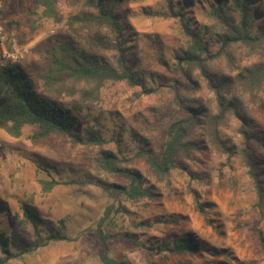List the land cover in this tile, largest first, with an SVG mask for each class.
Segmentation results:
<instances>
[{"label": "rangeland", "instance_id": "1", "mask_svg": "<svg viewBox=\"0 0 264 264\" xmlns=\"http://www.w3.org/2000/svg\"><path fill=\"white\" fill-rule=\"evenodd\" d=\"M5 1L0 26L6 36V50L12 54L24 49L27 53L19 64L41 85L37 76L47 70L46 52L71 37L67 29L69 17L93 14L91 5L98 0H62L57 5L56 18L46 17L42 5L45 0ZM203 1H196L188 8L192 29L206 31L208 28L222 33L209 3ZM108 2L131 29L128 58L145 77L147 86L156 88L157 92L145 95L140 87L111 82L101 89L97 100L85 103V107L102 120L103 137L108 141L103 149L119 157L132 158L129 168L143 176L155 190L151 198L136 202L126 199L118 188L110 187H126L127 183L121 176L108 174L102 168L103 150L99 147L74 143L61 133L35 142L30 138L31 129L26 128L21 138L0 130V201L6 207L5 214L0 216V230L7 234L16 232L23 239L21 248H31L36 232L24 216L23 206L27 205L45 225L50 223L61 235L76 239L52 243L8 264H104L96 232L103 218V231L111 236L108 254L117 264H264L260 241V231L264 235V204L258 206L255 184L239 158L228 159L214 150L208 140L202 139L207 148L205 154L197 155L196 163L184 165H189L193 177L182 168L172 172L169 182L158 184L149 177L145 159L137 154L140 142H149L158 158L169 125L183 115L171 88L177 81L187 83L178 71L175 57L182 56L190 40L184 33L183 23L171 16L166 0ZM3 7L1 2L0 9ZM229 14L233 20L237 19L234 13ZM84 31L82 46L113 60L116 51H107L104 46L111 47L108 42L114 36L100 32L95 26L92 32L86 31L93 38ZM206 34L211 39L209 30ZM210 49L216 52L219 46L212 44ZM236 52L243 67L260 62L259 54L250 49L239 48ZM211 67L226 73L228 69L224 60ZM198 74L195 69L194 77L199 78ZM199 82L200 93L189 90L184 93L210 102L212 95L205 82L202 79ZM80 98L78 93L72 98L64 97L60 103L75 106ZM246 104L249 116L264 132V89L257 101L248 98ZM227 125L226 135L240 146L238 123L231 118ZM130 131L138 134L137 139H133ZM262 152L261 159H264V149ZM261 165L256 166L259 179L264 175ZM53 179L60 184L47 193L43 182ZM190 186L206 205L211 225L196 211ZM184 236L195 237L202 252L159 253L160 245Z\"/></svg>", "mask_w": 264, "mask_h": 264}, {"label": "trees", "instance_id": "2", "mask_svg": "<svg viewBox=\"0 0 264 264\" xmlns=\"http://www.w3.org/2000/svg\"><path fill=\"white\" fill-rule=\"evenodd\" d=\"M0 1L4 4L3 9H0L2 19L7 2ZM61 1L43 2L46 17H57V5ZM166 1L170 4L171 16L183 23L184 33L190 40V45L182 56L175 57L178 71H181L187 83L177 81L171 88L183 115L169 125L167 139L158 158L154 156L150 143L144 140L140 142L138 157L145 159L148 175L156 183L169 182L173 171L182 168L189 172V165H184L196 163L197 155L205 154L204 150L207 148L202 139H206L207 143L214 146V150L227 155L228 159L237 157L243 162L255 184L257 204L261 207L264 204V175L259 179L256 166H264V159H261L264 132L249 116L246 100L249 98L257 101L264 89V0H204L209 3L213 18L222 26V33H214L207 28L211 39L207 38V30L191 27L193 20L188 8H192L196 1L201 3V0ZM91 8L95 10L93 14L83 13L69 17L67 29L71 37L59 41L46 52L47 70L37 76L41 85L19 63L0 68V130L14 138H21L26 128L31 129L30 138L35 142L51 134L61 133L74 143L101 148L102 168L108 174L121 176L127 183L126 187L109 186L118 188L126 199L139 202L143 198H151L154 187L149 186L143 176L129 168L132 158L119 157L103 149L108 141L103 137L102 120L92 111L87 112L85 103L97 100L101 89L111 82H125L132 87H140L145 95L154 94L157 89L147 86L145 77L128 58L131 50L129 44L132 42L129 40L131 29L118 18L116 8L108 0H98L97 3H92ZM229 12L234 13L237 19L233 20ZM94 26L100 32L114 36L108 42L111 47L104 46L107 51H116L117 55L113 60L82 46V32H92ZM87 34L93 38L91 34ZM212 44L219 46L216 52L210 49ZM239 48L250 49L259 54L260 62L247 67L241 66L236 52ZM223 60L228 65L227 73L211 67ZM195 69L199 71V78L194 77ZM199 79L205 82L212 95L210 102L184 93L187 90L194 94L200 93L202 87ZM78 93L81 98L80 102H75V106L60 103L64 97L72 98ZM231 118L238 123L240 146L234 144L233 139L224 131ZM130 132L133 139H137L138 134ZM119 151L121 153L120 148ZM191 172L189 174L193 177ZM59 184V181L53 179L43 182V188L49 193ZM189 192L196 211L211 225L206 205L201 203L198 192L191 186ZM5 212L6 207L0 201V216ZM23 212L35 229V243L31 248L22 249L23 239L16 232L7 234L0 230V264H8L52 243L76 240L61 235L49 226L50 223L45 225V221L29 206L24 205ZM107 216L109 217V213ZM104 223L103 218L96 231L102 246L101 260L104 264H117L108 254L107 244L111 236L104 233ZM260 241L264 248V235L261 231ZM160 248L159 253L202 252L199 241L187 236L175 242H165Z\"/></svg>", "mask_w": 264, "mask_h": 264}, {"label": "built area", "instance_id": "3", "mask_svg": "<svg viewBox=\"0 0 264 264\" xmlns=\"http://www.w3.org/2000/svg\"><path fill=\"white\" fill-rule=\"evenodd\" d=\"M1 3V1H0ZM24 49L17 51L16 53L9 54L6 50V36L4 34L2 26H0V68L8 64L19 63L26 56Z\"/></svg>", "mask_w": 264, "mask_h": 264}]
</instances>
